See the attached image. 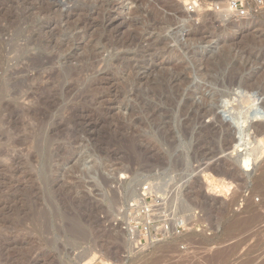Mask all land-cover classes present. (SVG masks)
Instances as JSON below:
<instances>
[{"label": "rangeland", "instance_id": "rangeland-1", "mask_svg": "<svg viewBox=\"0 0 264 264\" xmlns=\"http://www.w3.org/2000/svg\"><path fill=\"white\" fill-rule=\"evenodd\" d=\"M198 1L0 0V264H264V13ZM154 37L164 53H142ZM173 70L179 92L155 94ZM148 184L184 231L139 245Z\"/></svg>", "mask_w": 264, "mask_h": 264}, {"label": "built area", "instance_id": "built-area-1", "mask_svg": "<svg viewBox=\"0 0 264 264\" xmlns=\"http://www.w3.org/2000/svg\"><path fill=\"white\" fill-rule=\"evenodd\" d=\"M177 1L187 14L194 13L199 3L198 0ZM215 13L232 20H251L256 14L264 13V0H225L220 7L215 8ZM140 194L143 203L132 206L133 214L127 222L131 239L137 240L139 245L154 244L184 231L183 224H178L177 220L170 217V212L163 206L165 199L156 194L153 186H143ZM208 229L207 224H200L196 231L210 236Z\"/></svg>", "mask_w": 264, "mask_h": 264}, {"label": "bare ground", "instance_id": "bare-ground-1", "mask_svg": "<svg viewBox=\"0 0 264 264\" xmlns=\"http://www.w3.org/2000/svg\"><path fill=\"white\" fill-rule=\"evenodd\" d=\"M142 1V0H141ZM144 1V0H143ZM167 2V1H166ZM143 3V2H142ZM201 7V4L200 3H198V5H197V8H200ZM138 8V7H137ZM100 9V8H99ZM139 10V9H138ZM99 11V10H98ZM134 11V10H133ZM98 13H100V12H98ZM97 13V14H98ZM134 13V12H133ZM135 13H136V9H135ZM140 13H142V12H140ZM131 14V13H130ZM150 14V13H149ZM99 15V14H98ZM95 16H97V15H95ZM100 16V15H99ZM137 16V15H136ZM139 16V15H138ZM137 19V18H136ZM142 21V20H141ZM167 21V20H166ZM168 22H169V20H168ZM147 23V22H146ZM152 23V22H151ZM165 23V22H164ZM143 24V23H142ZM148 24V23H147ZM166 24V23H165ZM131 25V24H130ZM164 25V24H163ZM168 25V24H167ZM157 26H159V25H152V27L150 28V26H149V28H147L148 26L147 25H145V27L147 28L146 30L148 31V32H151V31H153L152 29H156V27ZM165 26V25H164ZM138 27V26H137ZM141 27V26H140ZM126 28V27H125ZM143 28V27H142ZM159 28V27H158ZM162 28V27H161ZM165 28V27H164ZM164 28H162V29H164ZM132 29V28H131ZM140 30H142L141 28H139ZM138 29V30H139ZM149 29L151 30V31H149ZM128 30V29H127ZM136 30V29H135ZM140 30L139 31H137V32H140ZM143 30H144V28H143ZM146 30H144V31H146ZM165 30V29H164ZM161 31V30H160ZM163 31V30H162ZM161 31V32H162ZM129 32V31H128ZM144 33V32H143ZM158 33V32H157ZM132 34V33H131ZM137 34H139V33H137ZM141 34V33H140ZM140 34L138 35V37L140 36ZM135 36H137L136 34H134ZM133 34H132V36H134ZM132 36L130 37V39L129 40H127V42H116L117 44H113V46H116V47H126L127 49L130 47V46H132L134 43L136 44V42H134V41H136V40H134L135 39V37H133L132 38ZM142 36V35H141ZM145 36H147V35H145ZM150 35H148L147 37H149ZM155 36V35H154ZM156 36H157V34H156ZM155 36V37H156ZM128 37V36H127ZM151 37V36H150ZM154 37V38H155ZM159 37V36H158ZM126 38V37H125ZM193 38V37H192ZM139 39H140V37H139ZM144 39V38H143ZM138 40V39H137ZM147 40V39H146ZM145 40V41H146ZM150 40V39H149ZM148 40V41H149ZM115 41V40H114ZM118 41V40H117ZM147 41V45L145 46V47H142V48H140L141 49V51L143 50V52L142 53H147V54H150V56L151 55H154L155 56V54L157 55V54H159L160 55V53H164V52H162V51H164L165 50V43L166 42H164V40L162 41L161 39H159V40H157V38H155L153 41H152V39H151V41H149L148 42ZM30 42V41H29ZM146 43V42H145ZM167 47V46H166ZM125 48V49H126ZM134 48H135V46H134ZM131 49V48H130ZM167 51V50H166ZM171 52V51H170ZM170 52H168V54L170 53ZM166 54V53H165ZM189 54V53H188ZM226 54V53H225ZM224 55V54H223ZM228 55V54H227ZM149 56V55H148ZM130 57V56H129ZM132 57V56H131ZM139 57V56H138ZM229 57V56H228ZM133 58V57H132ZM132 58H130V59H132ZM147 58V57H146ZM223 58V57H222ZM223 59H225V58H223ZM228 59V58H227ZM143 61V60H142ZM217 61V60H216ZM219 62V61H218ZM186 63V62H185ZM129 64V63H128ZM220 64V63H219ZM132 65V64H131ZM185 65V64H184ZM209 65V64H208ZM223 65V64H222ZM181 66V65H180ZM221 66V65H220ZM127 67H129V65L127 66ZM182 67V66H181ZM180 67V69H182ZM134 68V67H133ZM176 68H178L177 66H176ZM185 68V67H184ZM130 69V68H129ZM148 69V68H147ZM131 70V69H130ZM154 70V68L153 67H151L150 68V71H149V76L151 75V73H152V71ZM178 70V69H177ZM173 71H175L174 72V74H175V77L173 76V77H171L170 75H168V74H165L164 73V75H162L161 76V73H160V76H159V78H156L157 80H154L155 81V84H154V86H150L152 89H155V91H153V92H155V94L156 93H159L160 91L158 90V89H160V90H162L163 89V87H165L166 86V84L167 83H169V82H171L170 80L172 79V78H175L173 81V83H175V85H173V88L175 87V90L177 89V91L176 92H179L178 91V88H176V87H179V85H181L180 83H181V81H183L184 79H183V77H182V75H181V70H180V73L178 72V71H176V70H173ZM128 72V71H127ZM158 72H160V71H158ZM203 72V71H202ZM132 73V72H131ZM182 73H183V71H182ZM188 73V72H187ZM128 74V73H127ZM155 74H156V72H155ZM171 75H172V73H170ZM185 74V73H184ZM133 76H135L134 75V73L132 74ZM147 75V74H146ZM148 75L147 76H145V77H143V78H141V77H137V76H135V77H133V76H131L130 78V82H136L137 84H140V83H143L145 80V82H144V84L146 83L147 84V81H149L150 79H148ZM157 75H159L158 73H157ZM142 76V75H141ZM144 76V75H143ZM152 77H151V79H153V75H151ZM155 77H157V76H155ZM232 77V76H231ZM128 78H129V76H128ZM148 79V80H147ZM129 80V79H128ZM172 82L170 83V84H173ZM249 83V82H248ZM168 85V84H167ZM138 86V85H137ZM169 86V85H168ZM172 86V85H171ZM182 87V86H181ZM246 87H249V86H246ZM137 88H139V87H137ZM150 88V89H151ZM172 88V89H173ZM164 90V89H163ZM180 90V89H179ZM139 91V90H138ZM138 91L136 92V94L138 93ZM22 92V91H21ZM161 93V92H160ZM159 93V94H160ZM163 93H165V91L163 92ZM139 94V93H138ZM134 95H135V93H134ZM161 95V94H160ZM138 96V95H137ZM25 97V96H24ZM140 97V96H139ZM26 98V97H25ZM166 99V98H165ZM170 99V98H169ZM170 101V100H169ZM206 103V102H205ZM208 103V102H207ZM186 104V103H185ZM203 104V103H202ZM203 105H201L200 106V108H203L202 107ZM207 108V107H206ZM206 108H203V109H201L202 110V113L204 112V113H206ZM200 110V111H201ZM153 111V110H152ZM208 112V111H207ZM155 115V114H154ZM131 118V117H130ZM205 118V117H204ZM257 120H259L258 118H257V116L255 117V121H257ZM130 121V120H129ZM242 123H244V122H242ZM130 125V124H129ZM264 126V125H263ZM206 127V126H205ZM212 128H214V127H211V129ZM210 129V128H209ZM130 130V129H129ZM258 131V135H260V134H263L264 133V128H258L257 129ZM133 132V131H132ZM210 132V131H209ZM146 138V137H145ZM139 139V138H138ZM144 139V138H143ZM147 139V138H146ZM231 139V138H230ZM232 140V139H231ZM228 141V140H227ZM150 142V141H149ZM138 143V142H137ZM142 143V142H141ZM232 143V142H231ZM144 144V143H143ZM130 145H132V144H130ZM229 144H227L226 146H228ZM146 146V145H145ZM231 146V145H230ZM230 146H229V148L228 149H230ZM140 147V146H139ZM164 147V146H163ZM201 147V146H200ZM234 147V149L231 151L232 153H234V151H235V149H237V150H239V152L241 151L239 148H240V145L239 144H236L235 143V145L233 146ZM221 148V147H220ZM232 148V147H231ZM218 149H219V147H218ZM152 150V149H151ZM155 150V149H154ZM157 150V149H156ZM159 150V149H158ZM225 150V149H224ZM165 151V150H164ZM152 152V151H151ZM157 152V151H156ZM217 153V152H216ZM209 158V157H208ZM207 159V158H206ZM205 159V160H206ZM210 159V158H209ZM212 161V160H211ZM249 162H250V158H249V156H244L243 157V159H242V167H241V169L242 170H244V171H247L248 170V168H249ZM211 163V162H210ZM220 164V163H219ZM205 165V164H204ZM216 165V164H215ZM212 166V165H211ZM229 166V165H228ZM208 167V166H207ZM224 167V166H223ZM204 169V168H203ZM210 169V168H209ZM219 169H220V167H219ZM205 170V169H204ZM226 170V169H225ZM229 170V169H228ZM227 171V170H226ZM224 173V172H223ZM227 173V172H226ZM222 174V173H221ZM232 174H234V173H232ZM231 174V175H232ZM230 175V179H231V176ZM235 175V174H234ZM237 175V174H236ZM239 175V174H238ZM228 176H229V174H228ZM228 176H227V178H228ZM221 177H223V176H221ZM225 177V176H224ZM204 178H205V184H207V189H209V191H212V192H214L215 190H218L217 192H221V190L222 189H229V187L231 186L230 184H231V181H230V183L229 182H226L225 180H222L220 177V179H218V178H216V177H214V176H211L209 173L208 174H204ZM228 180H229V178H228ZM232 180V179H231ZM242 180V179H241ZM233 181V180H232ZM236 181V180H235ZM245 182V181H244ZM234 184V183H233ZM236 184V183H235ZM230 185V186H229ZM197 187V186H196ZM237 187V186H236ZM194 188V187H193ZM238 188V187H237ZM195 189V188H194ZM193 189V190H194ZM224 191V190H223ZM221 193H223V192H221ZM236 193V192H235ZM232 195V194H231ZM191 196V195H190ZM84 197V196H83ZM203 197V196H202ZM198 198V197H197ZM190 199V198H189ZM233 199V198H232ZM188 200V199H187ZM195 201H197V200H195ZM194 203V202H193ZM196 203V202H195ZM94 217V216H93ZM78 227H77V225H76V227L74 226V227H72L71 228V230H70V232L72 233V234H79V231H78ZM70 233V234H71ZM94 244V243H93ZM87 256V255H86ZM264 259V258H263ZM81 260V259H80ZM94 260V257H91V258H87V260L86 261H84L83 263L84 264H91V262ZM263 263V262H262ZM261 264V263H260Z\"/></svg>", "mask_w": 264, "mask_h": 264}]
</instances>
